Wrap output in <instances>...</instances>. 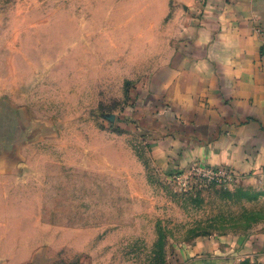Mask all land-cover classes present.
Returning <instances> with one entry per match:
<instances>
[{"label":"rangeland","instance_id":"obj_1","mask_svg":"<svg viewBox=\"0 0 264 264\" xmlns=\"http://www.w3.org/2000/svg\"><path fill=\"white\" fill-rule=\"evenodd\" d=\"M195 1L0 0V264H187L264 234V170L198 158L155 97Z\"/></svg>","mask_w":264,"mask_h":264},{"label":"crops","instance_id":"obj_2","mask_svg":"<svg viewBox=\"0 0 264 264\" xmlns=\"http://www.w3.org/2000/svg\"><path fill=\"white\" fill-rule=\"evenodd\" d=\"M193 6L194 23L151 77L161 83L155 97L180 115L181 146L195 148L198 158L244 175L263 171L264 0ZM254 243L240 250L196 243L187 264H264V234Z\"/></svg>","mask_w":264,"mask_h":264}]
</instances>
